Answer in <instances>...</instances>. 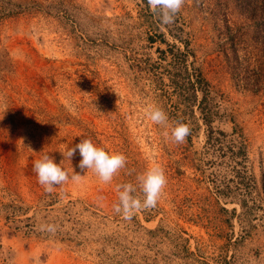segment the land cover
Here are the masks:
<instances>
[{
	"label": "rangeland",
	"instance_id": "rangeland-1",
	"mask_svg": "<svg viewBox=\"0 0 264 264\" xmlns=\"http://www.w3.org/2000/svg\"><path fill=\"white\" fill-rule=\"evenodd\" d=\"M253 2L184 0L176 16L210 82L218 126L241 128L260 188L264 24ZM146 3L0 0V264H264V198L255 195L261 207L244 218L237 199H201L205 127L147 71L164 47L148 34L173 39ZM153 104L168 129L147 118ZM177 121L191 129L180 144L165 135ZM82 138L123 153L126 167L104 184L81 172L77 151L64 167L84 178L46 191L34 161L49 154L59 164ZM154 165L167 176L161 198L125 219L114 211L117 185ZM46 224L56 231L41 230Z\"/></svg>",
	"mask_w": 264,
	"mask_h": 264
},
{
	"label": "trees",
	"instance_id": "trees-1",
	"mask_svg": "<svg viewBox=\"0 0 264 264\" xmlns=\"http://www.w3.org/2000/svg\"><path fill=\"white\" fill-rule=\"evenodd\" d=\"M260 8L264 24V0H254ZM247 4V3H245ZM148 17H152L149 9ZM158 23L160 19L157 15ZM175 16L172 23L164 25L173 39L170 42L164 32H151L147 39L151 43L158 41L163 48L158 49V60L148 61L147 71L167 97L181 104L184 108H196L205 129V143L201 151L199 174L207 182V193L202 195L204 202L237 199L242 212L237 218L255 217L254 209L261 207L257 196L264 198V156L261 157L260 188L253 168L249 162L248 144L241 128L234 124L230 132L218 126L221 113L213 102L210 82L206 78L202 64L191 46V38L183 27V21ZM156 26L153 19L150 22ZM224 211L227 209L223 208ZM231 214L235 215V209Z\"/></svg>",
	"mask_w": 264,
	"mask_h": 264
},
{
	"label": "clouds",
	"instance_id": "clouds-1",
	"mask_svg": "<svg viewBox=\"0 0 264 264\" xmlns=\"http://www.w3.org/2000/svg\"><path fill=\"white\" fill-rule=\"evenodd\" d=\"M148 6L154 14H157L162 25L170 24L181 10L184 0H147ZM147 118L156 125L169 128V117L163 108L157 105H149L146 108ZM190 126L182 121H177L171 126L169 136L172 142L180 144L190 135ZM77 151L81 157L78 167L81 172L91 171L104 184H110L113 178L126 167L127 157L123 153L108 152L102 146H98L91 138H82L74 146H70L61 153L63 160L57 164L49 154L42 155L33 163V172L38 183L45 190L51 192L55 187L66 182L78 183L84 175L64 167L65 162L71 165V161ZM167 185V176L162 166H150L142 174L136 177V183L128 182L117 185L118 202L114 205V211L123 215L125 219H132L135 213L148 208H153L161 198ZM41 230L50 233L56 231V225H41Z\"/></svg>",
	"mask_w": 264,
	"mask_h": 264
}]
</instances>
